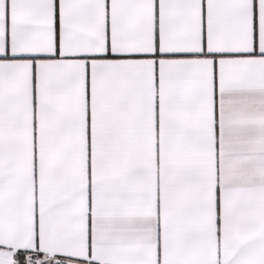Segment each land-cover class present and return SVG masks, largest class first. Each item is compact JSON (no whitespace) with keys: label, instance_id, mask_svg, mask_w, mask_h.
Masks as SVG:
<instances>
[{"label":"snow or ice","instance_id":"obj_1","mask_svg":"<svg viewBox=\"0 0 264 264\" xmlns=\"http://www.w3.org/2000/svg\"><path fill=\"white\" fill-rule=\"evenodd\" d=\"M0 264H264V0H0Z\"/></svg>","mask_w":264,"mask_h":264}]
</instances>
